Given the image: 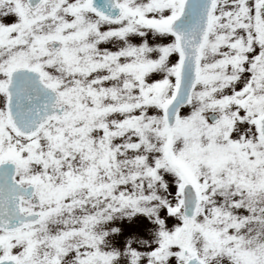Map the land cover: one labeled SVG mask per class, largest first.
I'll return each mask as SVG.
<instances>
[{"label":"snow or ice","instance_id":"6c2138e0","mask_svg":"<svg viewBox=\"0 0 264 264\" xmlns=\"http://www.w3.org/2000/svg\"><path fill=\"white\" fill-rule=\"evenodd\" d=\"M0 264H264V0H0Z\"/></svg>","mask_w":264,"mask_h":264}]
</instances>
